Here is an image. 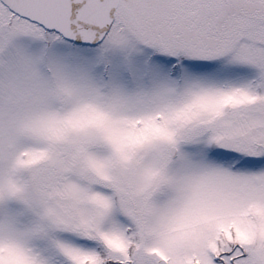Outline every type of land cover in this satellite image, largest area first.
I'll return each mask as SVG.
<instances>
[{"label": "snow or ice", "instance_id": "6c2138e0", "mask_svg": "<svg viewBox=\"0 0 264 264\" xmlns=\"http://www.w3.org/2000/svg\"><path fill=\"white\" fill-rule=\"evenodd\" d=\"M0 264H264V0H0Z\"/></svg>", "mask_w": 264, "mask_h": 264}]
</instances>
